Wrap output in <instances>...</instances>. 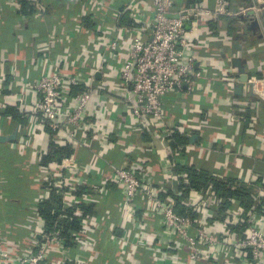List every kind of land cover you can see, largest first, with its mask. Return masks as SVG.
I'll list each match as a JSON object with an SVG mask.
<instances>
[{"label": "built area", "instance_id": "1", "mask_svg": "<svg viewBox=\"0 0 264 264\" xmlns=\"http://www.w3.org/2000/svg\"><path fill=\"white\" fill-rule=\"evenodd\" d=\"M20 1L8 0L3 5L15 13L20 10ZM25 1L32 6L31 15L36 20L49 16L48 7L41 0ZM44 1L50 4L51 11L59 3ZM85 2L84 12L73 8L66 13L65 40L54 38L53 34L40 37L41 33H37L40 46L57 41V47L88 20L92 37L78 52L80 59L76 62L68 59V50L61 51V46L53 60L44 58L49 70L22 82L19 93L14 95L6 86L4 61L0 58V113L16 97L15 108L26 121L23 131L30 134L32 129H48L58 147L97 143L104 149L109 133L99 132L98 124L105 114L122 115L124 121L132 118L127 130L147 132L167 142L181 124L171 117V102L182 101L185 95L196 92L204 94L205 88L213 84H219L226 96H234L228 74L206 75L197 58L196 44L229 42L231 37L218 28L224 18L255 19L264 14V0L235 1L229 5L225 0H205L197 5L185 0ZM14 13L5 14L3 24L10 18L13 25L17 18ZM123 19L129 24L123 23ZM213 23L217 32L201 30ZM57 33L58 29L55 36ZM89 62L95 65V73L85 75ZM95 74L101 78L97 80ZM244 88L252 104L258 106L264 101V78L250 76ZM236 112L229 115V121L237 125L243 121V112ZM0 137H5L1 131ZM32 142L21 138L17 150L21 153L24 148H31L36 154L35 205L49 200L53 194H62L66 208L78 203L103 206L105 218L98 226L85 222L87 234L77 235L73 245L67 246L61 237L63 227L58 224L63 217L46 232L45 223L35 210L36 226L22 247L12 245L7 233L0 230V264H91L99 248L95 238L105 231L110 245L116 247L119 242L123 259L132 264H142L143 255L150 264H166L170 259L175 264H264V179L254 177L251 181L257 191L251 208L246 212L240 208L228 210L221 220L216 219L220 201L211 187L200 192L191 190L185 201L196 213L191 217L179 215L174 209L175 198L181 196L177 186L187 182L184 174L174 170L157 173L148 166L125 165L106 174L101 164L93 173H86L90 159L82 162L75 157L59 165L43 166L41 158L49 155L50 147H37ZM118 143L127 144L122 139ZM168 191L175 197L163 198L162 194ZM121 220L126 227L120 236ZM239 226V231L232 230ZM156 227L162 228V232L153 233Z\"/></svg>", "mask_w": 264, "mask_h": 264}, {"label": "crops", "instance_id": "2", "mask_svg": "<svg viewBox=\"0 0 264 264\" xmlns=\"http://www.w3.org/2000/svg\"><path fill=\"white\" fill-rule=\"evenodd\" d=\"M6 1L8 0H0V3L3 4ZM206 1L208 3L211 0ZM41 2L48 7L46 9V14L49 15L47 18L36 20L31 15L33 12L23 14L21 17L17 16L8 30L3 33L0 31V58L4 61L3 71L6 75V86L12 89L14 95L19 93L22 82L31 80L49 70L44 58L53 60L56 50L62 46L60 50H68L70 54L68 59L72 63L76 62L77 59H80L78 52L85 47L92 37L91 24L85 20L84 25L89 27L84 28L83 26V28L77 29L73 34H70L67 42L64 41L66 39V35L63 33L66 26V12L73 10V8L84 12L87 7L85 0H58L59 6H55L52 11L47 1L41 0ZM1 16L0 14V21ZM26 16L29 18L25 19ZM230 21L229 24L222 21L221 26H218L219 30H225L231 37L229 42L196 44L195 49L197 58H200L206 69L207 76H219L221 73L229 75V78L232 79L231 85L234 96L231 98L226 96L220 90L219 84H213L214 86L205 88L206 93L204 94L196 92L185 95L182 101L170 103L172 119H177V124L181 123L179 126L192 128L188 134V143L183 147V151L173 153L170 151L168 141L166 142V140L164 141L149 133L127 130V125L130 126L133 123L132 118L127 117V120L124 121L122 115L105 114L101 123L98 124L99 132L109 133L108 143L104 149L97 143L90 145L70 144L69 147H66V150L69 151L68 159L78 158L82 153H88L91 163L89 172L86 173H93L98 164L105 168L106 174L112 172V169L119 165L136 168L148 166L153 172L163 171L166 174L173 170L177 174H184L177 171L180 167L205 171L220 180L232 181L234 186L246 188L253 199L257 191L251 182L252 179L254 177L264 179V101L258 106L252 104V101L248 100L244 87L247 78L250 76L264 78V14L255 19L236 17ZM218 28L213 23L207 25L206 28L204 26L201 30L208 29L217 32ZM57 29L58 33L55 36ZM37 33H41L42 36L40 37L49 38V34H53L54 38L64 40L57 47L56 40H54L56 42H50L46 46H40ZM124 54H126L125 51ZM84 70L85 75L91 72L95 73V65L89 62ZM243 77L245 82H241ZM95 78L99 80L101 75L95 74ZM239 86L242 87L240 93L238 92ZM209 90L214 91L210 92ZM16 99L15 97L9 105L15 110ZM245 101L247 104L243 103ZM237 107L250 110V118L236 125L230 123L229 115H236L235 109ZM244 113L246 114L247 111ZM16 114L17 120L0 118V131L6 137L5 141H0V146L5 148L7 152H14L28 166L35 159V151L31 148H24V151L19 153L17 150L18 140L23 138L32 144L34 141L37 147L45 148L56 144V142L54 136L49 134L48 129L44 131L32 129V134H26L23 131L26 121L21 118L17 110ZM121 124H124V127H121ZM12 135L14 138L9 139ZM119 139L127 144L118 145ZM66 145L68 144L63 146ZM99 153H102V156L99 157ZM134 153L140 157L138 158L140 161L132 159ZM221 175L223 177H219ZM29 188L30 191L27 194H30V204H34L38 196V184L32 180ZM13 200L15 205L12 206L19 210L21 200ZM225 213L222 212L216 219H223ZM14 214L15 211L9 213L11 216ZM16 221L17 219H14L8 224L3 222V225L0 226V229H6L4 230L7 233L6 236H9L11 244L14 246L22 241L25 242V238L32 233V229L36 226L34 221L29 222L30 225H28L27 218L21 215L20 220ZM93 222L95 223V220ZM145 222L152 224L149 220ZM125 227L124 220H121L120 236ZM153 230V233L162 232L160 227ZM108 240L110 239L108 238ZM115 252L117 257L115 263L112 264H132L123 259L119 242H116ZM94 259L97 258L94 257ZM166 264H175V262L170 259L166 261Z\"/></svg>", "mask_w": 264, "mask_h": 264}, {"label": "trees", "instance_id": "3", "mask_svg": "<svg viewBox=\"0 0 264 264\" xmlns=\"http://www.w3.org/2000/svg\"><path fill=\"white\" fill-rule=\"evenodd\" d=\"M203 1L204 0H185L187 4L191 5H197ZM235 1L240 3L248 2V0H225L228 5ZM20 3V10L15 13L7 11L10 10L8 9L9 7H5L0 3V14L2 15L0 21V31L2 33L8 30L12 25L10 22V18H8L5 24H3V17L5 16V14L7 15L14 13L16 14V17H21V15L23 14H31V12H33L32 6L28 5L25 0H21ZM56 6H59V3H57ZM28 9H30L31 11H28ZM233 19L235 18H224L223 21L229 24L231 22L230 20ZM122 22L125 24H129L127 19H123ZM83 26L84 28L89 27L87 25ZM238 109L240 108L237 107L235 110L241 113L243 112L242 115L244 121L245 119L248 120L250 118V110H248L247 108H242V110L239 111ZM246 111L247 113L245 114L244 112ZM0 117L4 118L5 120L18 119L16 110L10 107H6L5 109H3V111L0 113ZM190 131H192V128H189L188 126H179L176 129L175 133H173L168 139L170 151H172L173 153L175 151H183V147L188 143V134ZM66 147H69V145L58 147L57 144H52L49 148V155L41 158V164L43 166L61 164L62 161L68 159L69 157V151L66 150ZM15 155L16 154L14 152H7L5 148L0 146V226L3 225V222H7L8 224L14 219H17L16 222H18L20 220V215L22 217L25 216L28 220L27 224L30 225L34 217L33 212H35L36 210V212L38 213V217L45 223V231L49 232L52 230L53 226L55 225V223H57L59 217L61 216L63 217V220H60V223H58L63 227L61 237L64 238L67 246H72V240H74L77 235L87 234L86 230H84L85 222H93V220H95V226H98V224L100 225L102 223L105 218L106 208H104L103 206L97 207L95 205H88L84 203H78L74 207L66 208L63 204L62 194H53L49 200H46L45 202L37 205H35V203L30 204V194L27 193L30 191L29 185H31V181H34L33 176L35 165H33V163L31 162L32 164H29L27 166L22 159H19L17 155ZM88 158V153H82L78 157V159L82 162H85ZM138 158L140 157L137 156L136 153L132 154L133 160L140 161V159ZM177 171L179 173H184L187 178V182L181 183L177 186V189L181 192V196L179 198H175L174 209L175 212L179 215H189L191 217H195L196 213H194L185 202L188 194L191 190H195L198 192L204 191L209 186L211 187L216 198L220 201V205L217 208V216L222 214V212H227L228 210H234L237 208H240L243 210V212H246L249 208H251L253 204V199L249 195L246 188L242 186H234L233 182L230 180H220L216 178V176H213L208 172L193 170L191 168L180 167ZM34 189L36 190V187ZM78 194H81V191H79ZM162 197L174 198L175 196L172 191H168L165 194H162ZM13 199L21 200V207H19V210L13 207L15 205ZM14 211L15 214L13 216L9 215L10 212L14 213ZM217 216L216 218H218ZM240 228H242V226H239L237 228L232 227V230L239 231ZM0 230L2 233L6 232L4 231L6 230L5 228H2ZM105 232L103 236L99 234V236H96L95 238L96 242H98L99 244V248L94 256L97 259H93V262L91 264L115 263L117 257L115 246L112 247L110 245L109 240L105 237ZM14 243L17 244V242ZM20 243H18L17 245L22 247L25 242L22 241ZM140 258L142 264L151 263L145 255L140 256Z\"/></svg>", "mask_w": 264, "mask_h": 264}, {"label": "water", "instance_id": "4", "mask_svg": "<svg viewBox=\"0 0 264 264\" xmlns=\"http://www.w3.org/2000/svg\"><path fill=\"white\" fill-rule=\"evenodd\" d=\"M245 78L243 77L242 79H241V82H245V80H244ZM241 90H242V87L241 86H239L238 87V92L240 93L241 92ZM14 138V135H12V136H10V138L9 139H13ZM6 140V137H0V141H5Z\"/></svg>", "mask_w": 264, "mask_h": 264}]
</instances>
